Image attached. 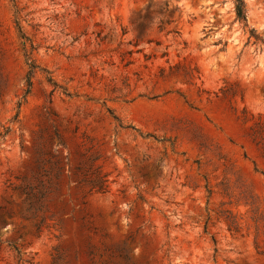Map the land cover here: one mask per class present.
Wrapping results in <instances>:
<instances>
[{
    "label": "rangeland",
    "instance_id": "1",
    "mask_svg": "<svg viewBox=\"0 0 264 264\" xmlns=\"http://www.w3.org/2000/svg\"><path fill=\"white\" fill-rule=\"evenodd\" d=\"M242 3L0 0V264H264Z\"/></svg>",
    "mask_w": 264,
    "mask_h": 264
},
{
    "label": "trees",
    "instance_id": "2",
    "mask_svg": "<svg viewBox=\"0 0 264 264\" xmlns=\"http://www.w3.org/2000/svg\"><path fill=\"white\" fill-rule=\"evenodd\" d=\"M235 15H236V19L239 21V22H243L244 21V13H243V3H242V0H235ZM251 32V36H254L253 35V31H250ZM256 40H260L263 44H264V40L262 38H259L257 36H254ZM29 72L27 73L26 75V91L29 90L30 88V77L33 73V70L35 68L34 64L32 61H30V65H29Z\"/></svg>",
    "mask_w": 264,
    "mask_h": 264
}]
</instances>
